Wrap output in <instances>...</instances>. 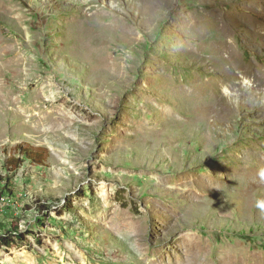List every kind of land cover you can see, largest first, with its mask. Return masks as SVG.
Returning <instances> with one entry per match:
<instances>
[{"label": "rangeland", "instance_id": "1", "mask_svg": "<svg viewBox=\"0 0 264 264\" xmlns=\"http://www.w3.org/2000/svg\"><path fill=\"white\" fill-rule=\"evenodd\" d=\"M262 7L0 0V222L24 239L0 264H182L190 238L207 264H264ZM22 142L49 157L6 182Z\"/></svg>", "mask_w": 264, "mask_h": 264}, {"label": "bare ground", "instance_id": "2", "mask_svg": "<svg viewBox=\"0 0 264 264\" xmlns=\"http://www.w3.org/2000/svg\"><path fill=\"white\" fill-rule=\"evenodd\" d=\"M246 11L248 12H252L253 11V5L252 4H248L246 7ZM255 15H260L262 14L261 17H263L262 19H264V10L263 7L261 9H257L255 12H253ZM260 18V17H259ZM258 23H256L254 26L255 28H258V30L255 31V34L264 41V23L256 20ZM264 22V21H263ZM235 27V26H234ZM254 28V27H253ZM220 29V28H218ZM222 29V28H221ZM224 31L220 30V36H222V40L218 41V45H217V49L221 50V51H226L229 54L232 53L233 55L236 54V50H235V46L232 40H228L227 38H225V34L227 35V31L225 29V27L223 26ZM255 30V29H254ZM216 44V43H215ZM215 46V45H214ZM215 49V48H214ZM213 49V50H214ZM217 51V50H216ZM221 54V53H220ZM228 57H230V55H228ZM235 57V56H234ZM233 57V59H234ZM237 58V57H236ZM236 60V59H235ZM234 60V61H235ZM233 62V61H232ZM233 66L235 67V69L238 70V72H241L243 77L242 79H245V74L250 71V68L252 67V64H248L244 65L247 67H244L243 70H240L241 67L237 62L233 63ZM236 74V73H235ZM234 74V75H235ZM233 76V75H232ZM231 76V77H232ZM253 82L251 84V81L248 82V84H250L251 86H248V89L250 90H254L257 88L258 85L263 84L262 82H264V70H260V69H256V73L253 74ZM246 82H244L245 84ZM259 89V88H258ZM227 89L225 88V91ZM231 91V90H230ZM228 93V92H227ZM211 103V102H210ZM211 107V106H210ZM190 237V236H189ZM189 243H191L192 245V254L190 256H185V258L182 261V264H204L205 262L203 261V254L204 252L201 250L200 248V242L194 241V239L192 240L191 238L189 239ZM250 254V253H249ZM24 255V254H23ZM206 255V254H205ZM225 257V256H224ZM257 256H252V255H248V254H243L241 259H238L237 257H232L231 254L227 255L225 257V259L227 260V264H257ZM205 259V258H204ZM7 261H9L10 263L12 262L13 264H20L18 263L17 259L8 257L6 259ZM23 264H32L30 261L26 260V258L23 256ZM27 262V263H26ZM207 264V263H205Z\"/></svg>", "mask_w": 264, "mask_h": 264}, {"label": "trees", "instance_id": "3", "mask_svg": "<svg viewBox=\"0 0 264 264\" xmlns=\"http://www.w3.org/2000/svg\"><path fill=\"white\" fill-rule=\"evenodd\" d=\"M14 150L16 153L20 154V156L16 157L12 155L5 159L3 169L7 173V176L5 177L6 182L8 181L11 173L21 166L24 158L35 165H44L47 158L49 157V151L46 147H33L31 145H27L25 142L16 144ZM50 208L51 205L45 202L40 205L39 210L41 212L49 211ZM4 230L5 232L3 233ZM16 239L22 241L24 240L23 235L19 231L17 225L8 224L6 226L4 223L0 222V245H13Z\"/></svg>", "mask_w": 264, "mask_h": 264}, {"label": "clouds", "instance_id": "4", "mask_svg": "<svg viewBox=\"0 0 264 264\" xmlns=\"http://www.w3.org/2000/svg\"><path fill=\"white\" fill-rule=\"evenodd\" d=\"M259 207H261L262 209H264V204H262V205H259Z\"/></svg>", "mask_w": 264, "mask_h": 264}]
</instances>
